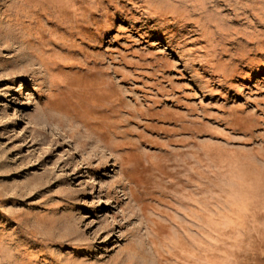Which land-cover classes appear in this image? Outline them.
Wrapping results in <instances>:
<instances>
[{
	"label": "rangeland",
	"instance_id": "rangeland-1",
	"mask_svg": "<svg viewBox=\"0 0 264 264\" xmlns=\"http://www.w3.org/2000/svg\"><path fill=\"white\" fill-rule=\"evenodd\" d=\"M0 264H264V0H0Z\"/></svg>",
	"mask_w": 264,
	"mask_h": 264
},
{
	"label": "bare ground",
	"instance_id": "bare-ground-1",
	"mask_svg": "<svg viewBox=\"0 0 264 264\" xmlns=\"http://www.w3.org/2000/svg\"><path fill=\"white\" fill-rule=\"evenodd\" d=\"M32 62H33V61H32ZM27 64H28V63H27ZM27 64H26V65H27ZM31 64H32V63H31ZM33 64H34V63H33ZM33 66H34V65H33ZM28 68H29V67H28ZM113 146H114V145H113Z\"/></svg>",
	"mask_w": 264,
	"mask_h": 264
}]
</instances>
